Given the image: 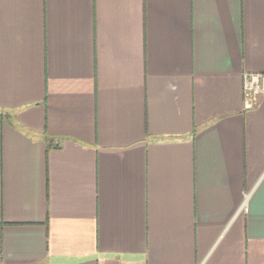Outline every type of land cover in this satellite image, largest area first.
<instances>
[{
  "label": "crops",
  "instance_id": "0c3cea01",
  "mask_svg": "<svg viewBox=\"0 0 264 264\" xmlns=\"http://www.w3.org/2000/svg\"><path fill=\"white\" fill-rule=\"evenodd\" d=\"M264 0H0V264H264Z\"/></svg>",
  "mask_w": 264,
  "mask_h": 264
},
{
  "label": "built area",
  "instance_id": "2783aa9c",
  "mask_svg": "<svg viewBox=\"0 0 264 264\" xmlns=\"http://www.w3.org/2000/svg\"><path fill=\"white\" fill-rule=\"evenodd\" d=\"M264 96V75L245 74L243 76V108L255 109Z\"/></svg>",
  "mask_w": 264,
  "mask_h": 264
}]
</instances>
